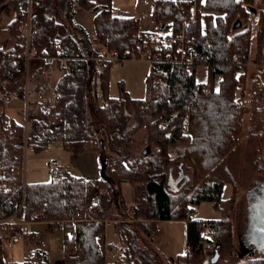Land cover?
I'll return each mask as SVG.
<instances>
[{
  "label": "trees",
  "instance_id": "16d2710c",
  "mask_svg": "<svg viewBox=\"0 0 264 264\" xmlns=\"http://www.w3.org/2000/svg\"><path fill=\"white\" fill-rule=\"evenodd\" d=\"M256 1L195 0L194 10L191 0H153L150 18L168 35L175 36L188 23L184 57L192 59L193 70L185 63L153 65L146 79V98L134 100L109 97L108 77L114 65L98 74L94 60L110 53L127 57L139 42L148 58H166L170 50L162 37L140 33L137 18L114 16L111 0H67L65 24L49 13L52 0H32L35 37L30 50L38 64L30 77L36 80L44 73L49 58L57 59L59 66L63 61L67 73L56 83L52 104L30 122L33 136L26 145L38 154L59 143L72 155L96 153L101 165L107 159L99 185L108 190L110 199L98 211L92 204L93 185L70 175L57 182L24 184L23 129L2 112L0 221L22 204L19 215L28 223H62L63 264H104L106 222H114L117 238L109 244L116 256L106 264H157L138 234L152 240L157 224L169 221L186 223V250L178 257L179 264H206L208 259L198 251L204 230L212 236L216 254H227L234 241L230 220L187 215L202 203L221 212L223 188L234 185L229 160L240 144L245 115L248 142L255 144L251 165L264 174V0L258 1V9ZM10 4L15 16L6 30L14 43L0 47V105L25 76L20 21L26 4L25 0ZM83 9L96 13L93 39L73 22L75 11ZM255 24L256 73L249 74ZM234 56H241L243 64L233 65ZM198 66L207 68L205 83L195 79ZM23 90L24 82L14 92L21 98ZM172 165L190 175L189 184L171 187ZM124 185L132 186L131 201L123 194ZM72 228L74 239L67 235ZM0 264H13L5 259L2 238ZM235 264H264V257Z\"/></svg>",
  "mask_w": 264,
  "mask_h": 264
},
{
  "label": "rangeland",
  "instance_id": "374dc122",
  "mask_svg": "<svg viewBox=\"0 0 264 264\" xmlns=\"http://www.w3.org/2000/svg\"><path fill=\"white\" fill-rule=\"evenodd\" d=\"M258 1L255 3L256 8L258 7ZM152 2L153 0H111V12L116 17L138 18L142 33L155 32L158 35H163L165 31L158 27L150 18ZM85 11L87 12L79 14V23L88 33H92V14L88 12L90 10ZM56 21L64 24L57 19ZM256 30L257 24L253 27V33L251 34L247 61L249 74L256 73V68L254 67ZM119 59H122V57ZM150 68L149 62L143 59H130L122 65H114L108 77L109 97L118 98L125 96L134 100L145 99L147 96L146 79L150 74ZM207 72L206 67L198 66L195 70L196 81L205 83ZM30 82L32 84L31 80ZM18 84H22L21 80ZM49 84L50 80L48 78L47 81L39 85L40 89L44 91V95L41 98L43 108L51 105L53 101V88ZM30 89L35 91L33 86ZM37 93L38 91L35 94ZM35 94L30 97L33 101H36L34 100ZM99 103H101V99H99ZM126 108L130 110L128 104ZM2 112L15 124L21 126L24 124L25 108L23 100L16 94L12 93L9 97L6 96L3 99V105H0V114ZM254 149L255 144L248 142L247 115H245L240 144L229 160V169L234 185L227 184L223 188L221 212L213 210L208 203H202L194 209L198 219L213 220L225 218L230 220L232 224L233 244L230 251L221 255L215 264H235L246 258L264 257V234L260 233L258 228L261 222L262 208L259 206V201L257 202L258 194L261 195L264 192V174L251 165L254 161ZM33 154L34 157L32 156ZM85 155H72L66 152L59 143L51 145L47 150L38 154L33 153L26 147L24 149L23 181L29 184L46 182L49 179L47 166L52 160L65 167L69 175L82 176V168H84V163L86 162L82 157H85ZM72 159L75 160L76 167L71 164ZM171 167V176L169 178L171 187L180 189L189 184L190 175L184 169L179 167L177 169L175 165ZM177 172L181 175H177ZM176 179L178 180L177 182ZM131 187L130 185L123 186V194L128 201L132 199ZM256 187H258V192L254 191L250 195V197L255 196L253 199L255 201L250 203L249 193ZM32 223L35 222H30L28 226L32 234L26 235L12 248H5L2 245L5 259L13 264H63L65 233L52 232L45 222L36 223L33 226L31 225ZM105 225L107 241L114 245L117 241L113 232L114 222H106ZM138 235L140 243L147 248L150 255L157 261V264H179L181 260L178 257L185 254L186 226L184 221L157 224V232L152 240L147 239L142 234ZM107 241L105 239L106 244ZM107 245L109 247V244Z\"/></svg>",
  "mask_w": 264,
  "mask_h": 264
},
{
  "label": "built area",
  "instance_id": "2783aa9c",
  "mask_svg": "<svg viewBox=\"0 0 264 264\" xmlns=\"http://www.w3.org/2000/svg\"><path fill=\"white\" fill-rule=\"evenodd\" d=\"M193 3V9L196 10V3L195 0H191ZM25 10L23 12V18L20 21V28L24 36V44H25V76L23 79L24 82V90L22 94V100L25 108V120L24 124L22 125L23 129V145L26 149L27 140L29 137L33 136V133L29 130V124L30 122L36 117L39 111L45 110V108L42 107V102L37 101L42 98L44 95V92L42 89H38V93L35 94L37 91H31L30 88L35 87V85L31 82L33 81L30 77L31 73V62L35 59L32 55V52L30 50L31 45L33 43V39L35 37V30L33 28L34 26V19L32 14V0H25ZM199 10V9H198ZM188 23H183L179 32L175 36L166 35L161 38L162 44L164 47L168 48L170 50V53L167 55L166 58H162L160 56H153V57H147L146 53L143 50V45L141 42L137 45V48L131 52L127 57H124L122 59H119L116 55L110 53L106 56L96 58L94 60L95 68L98 74L103 72V69L105 66L109 64L113 65H122L125 62L137 59H143L149 62L151 68L150 73L152 71V66L156 64H163V63H185L188 66V70L192 72L193 70V61L191 58L184 57V46L185 42L187 41L186 38V29H187ZM175 54V55H174ZM52 61H56L58 63V60L55 58H49L45 60V64L50 66ZM60 67L64 70H66L63 61H60ZM231 63L233 65H242L243 64V58L241 56H234L231 59ZM67 71V70H66ZM47 74H51V69L48 67ZM238 73L235 74V77H238ZM44 76L38 77V80ZM100 85V80L98 79V86ZM154 85H157L156 82H154ZM3 88H5V85H3ZM207 88V86H206ZM34 92V93H33ZM31 94H35L36 98L33 101V99L30 98ZM10 173H14V171L11 169ZM48 175L49 179L52 182H57L61 180L65 176V171L63 168L56 162H52L50 167L48 168ZM94 187V194L92 198V204L94 207L101 211L103 209V203L104 201H107L110 199L109 192L107 189L102 188L99 185V181H94L93 184ZM22 208V204L19 205V207L16 208V211L11 215L8 219L4 221H0V238H2V245L5 248H12L16 244H18L26 235L30 234L31 231L28 228L30 223L26 222L23 217L19 215V212ZM187 218L190 219H196L197 215L190 214L187 215ZM48 225V228L52 232H64L63 224L62 223H46ZM7 229V231H5ZM67 235L71 238H75V230L74 228L70 229L67 233ZM108 245H105V262L104 264L108 263L109 260H113L116 256V249L112 247H107ZM198 251L205 255V257L210 260L213 258L216 254V246L213 242L212 236L209 234L207 230L202 231L201 233V239L198 242Z\"/></svg>",
  "mask_w": 264,
  "mask_h": 264
},
{
  "label": "crops",
  "instance_id": "0c3cea01",
  "mask_svg": "<svg viewBox=\"0 0 264 264\" xmlns=\"http://www.w3.org/2000/svg\"><path fill=\"white\" fill-rule=\"evenodd\" d=\"M258 5H259V3H258ZM66 12H67V0H52L51 5H50L49 13L52 16H54L55 19H57L58 21H62L65 24ZM82 12H87V11H85V10L84 11L83 10L75 11V14H74V17H73V22H74L75 25H78V26L82 27L84 29L85 33L91 39H93L94 38V34H95L94 33V26H93V32L92 33H88L85 30V28L79 23L78 16H79L80 13L82 14ZM88 12H90L92 14L91 17H92V23H93V19H94L96 13H94L92 11H88ZM14 16H15V12H14L11 4H10V0H0V47L6 46L7 48H10V47H12V45L14 43V39L10 37L9 32L6 30L8 24L13 20ZM121 18H123V17H121ZM139 26H140V20H139ZM139 32L142 33V31L140 30V27H139ZM252 33H253V31H252ZM150 34H154V35H157V36H160V37H164V36H166L168 34V32L165 31V33L163 35H158L155 32H152ZM263 46H264V44H263ZM37 64H38L37 60H33L31 62V70H32V72L36 71ZM49 67L51 69V74H47L46 73L47 70H46L44 73H41L38 76V77H41V76H44V77L40 78L39 80H38V77H37L36 80L32 81V83L35 85V91H38V89L40 87L39 85L42 84L43 82L47 81L48 78L50 80V84L49 85H52V88H53V91H54V88L56 86L57 81L63 75H65L67 73V71L62 69L58 65V63L56 61H52ZM18 82H16L15 85H13L12 88L9 90L10 94H12V93L15 94L14 90L16 88L18 89V86H19ZM21 82H23V80H21ZM206 82H207V80H206ZM30 97H32V94H31ZM35 98H36V96H34V99ZM21 99H22V97H21ZM41 100L42 99H40L39 101L42 102ZM83 154H86L85 157H82L83 159H85L86 162L84 163V168H82V176H79V177L83 178L84 180L90 182L93 185L94 181H99V179L101 177V174H103V173H101V163H100L98 155L96 153H94V152H86V153H83ZM32 156L34 157V154ZM74 157H77V156H74ZM74 157H72V158H74ZM78 158H81V157H78ZM52 162H56V161L52 160V161H50L48 163L47 172H48V168L50 167ZM71 164L74 167H76V162H75L74 159L71 160ZM61 167L65 171V175H69L66 172L65 167H63V166H61ZM70 176H72V175H70ZM49 180L50 179H48L47 181H49ZM23 183L24 184H29V183H25L24 181H23ZM33 184H35V183H33ZM257 190H258V187H256V189H253L252 191H250V193H249V201H250V203L252 201H255V200H253L255 196H251L250 197L251 193L254 192V191L258 192ZM213 220H219V219H213ZM171 222L172 221L165 222V223H171ZM36 223H41V222H35V223H32L31 225L33 226ZM160 223H162V222H160ZM184 223H185V221H184ZM185 226H186V223H185ZM113 232H114V228H113ZM31 234H32V232H31ZM105 239L107 241V236L106 235H105ZM107 244H112V243L107 241ZM109 247H111V246H109Z\"/></svg>",
  "mask_w": 264,
  "mask_h": 264
},
{
  "label": "water",
  "instance_id": "95a60500",
  "mask_svg": "<svg viewBox=\"0 0 264 264\" xmlns=\"http://www.w3.org/2000/svg\"><path fill=\"white\" fill-rule=\"evenodd\" d=\"M106 166H107V159H104L102 165H101V173H104L106 170ZM259 201V199L257 200V202ZM259 206L262 208V212H261V222L258 225L259 231L260 233L264 234V199H260V201L258 202ZM219 259V255L215 254V256L213 258H211L210 260H208L206 262V264H215Z\"/></svg>",
  "mask_w": 264,
  "mask_h": 264
},
{
  "label": "flooded vegetation",
  "instance_id": "af4514ba",
  "mask_svg": "<svg viewBox=\"0 0 264 264\" xmlns=\"http://www.w3.org/2000/svg\"><path fill=\"white\" fill-rule=\"evenodd\" d=\"M258 199L260 201V199H264V192L261 195H258Z\"/></svg>",
  "mask_w": 264,
  "mask_h": 264
}]
</instances>
